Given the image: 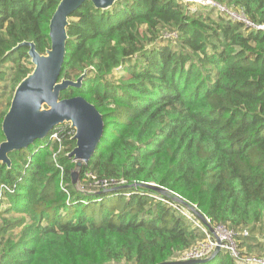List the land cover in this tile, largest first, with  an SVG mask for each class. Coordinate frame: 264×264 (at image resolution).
<instances>
[{"label":"trees","instance_id":"trees-1","mask_svg":"<svg viewBox=\"0 0 264 264\" xmlns=\"http://www.w3.org/2000/svg\"><path fill=\"white\" fill-rule=\"evenodd\" d=\"M59 1L0 0V124L33 69L28 49H14L50 48ZM211 1L115 0L102 11L87 0L71 14L59 80L86 73L60 99L95 107L100 143L76 185L67 124L0 162V264L179 261L204 236L158 202L164 192L231 231L239 256L255 255L241 248L264 226V0ZM205 264L236 262L220 250Z\"/></svg>","mask_w":264,"mask_h":264},{"label":"water","instance_id":"water-1","mask_svg":"<svg viewBox=\"0 0 264 264\" xmlns=\"http://www.w3.org/2000/svg\"><path fill=\"white\" fill-rule=\"evenodd\" d=\"M96 10H107L115 0H89ZM87 0H60L48 24L50 48L44 54L35 50L32 42L19 47L28 49L32 71L15 87L1 126L4 141L0 143V162L10 167L8 155L27 148L35 140L44 139L54 128L69 125L74 131V149L68 154L76 161L71 174V184H77L78 170L89 163L100 143L104 128L102 116L95 107L82 97L60 99V92L69 87L79 88L84 72L75 82L59 80L64 66L67 27L71 14ZM156 190V189H154ZM196 214H198L196 212ZM200 215V214H199ZM201 216V215H200ZM203 222L204 218L201 216ZM207 228L212 231L211 226ZM203 260L171 261L161 264H205L215 255Z\"/></svg>","mask_w":264,"mask_h":264},{"label":"built area","instance_id":"built-area-1","mask_svg":"<svg viewBox=\"0 0 264 264\" xmlns=\"http://www.w3.org/2000/svg\"><path fill=\"white\" fill-rule=\"evenodd\" d=\"M194 2L200 5L215 7L216 5L211 0H187ZM231 18L240 19L244 21L241 17L239 18L235 14L228 13ZM247 23V22H246ZM256 29L262 30L261 26H254ZM164 38H172L170 35H165ZM61 127V126H59ZM59 127L54 128L56 132L53 134V137L58 140V130ZM52 130V131H53ZM164 197H159L158 202L175 207L178 206L180 210L181 217H184L185 220L189 221L190 224L203 234V240L198 242L192 248L187 250L184 254L181 255L179 261H190V260H203L209 258L213 253L217 251H224L232 257L238 264H264V257L249 255V256H239L238 245L233 239V233L229 231L223 225H217L211 227L210 231L206 224L210 226L209 220L204 218V222L195 210V207H191L184 202H182L178 197L170 194L168 192L162 193ZM196 212L198 214H196ZM243 236H248V232L244 230L242 232Z\"/></svg>","mask_w":264,"mask_h":264},{"label":"crops","instance_id":"crops-1","mask_svg":"<svg viewBox=\"0 0 264 264\" xmlns=\"http://www.w3.org/2000/svg\"><path fill=\"white\" fill-rule=\"evenodd\" d=\"M264 235V226L262 225H258L254 231L252 232V234H250L253 239L250 241V244L252 245V247L250 248H246L245 245L242 246L241 248V252H245V251H249L251 254H255V255H259L261 257H264V240H261L259 238L258 235ZM262 242V243H261ZM263 246V247H259V246Z\"/></svg>","mask_w":264,"mask_h":264},{"label":"rangeland","instance_id":"rangeland-1","mask_svg":"<svg viewBox=\"0 0 264 264\" xmlns=\"http://www.w3.org/2000/svg\"><path fill=\"white\" fill-rule=\"evenodd\" d=\"M243 19V18H242ZM77 189H80V186H78V187H76ZM259 236V238L261 239V240H264V235L262 236L261 234L260 235H258ZM262 243V242H261ZM236 264H238V263H236Z\"/></svg>","mask_w":264,"mask_h":264}]
</instances>
